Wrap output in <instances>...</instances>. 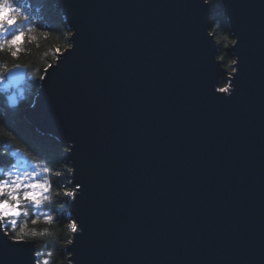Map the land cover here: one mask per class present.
Instances as JSON below:
<instances>
[{"label":"water","instance_id":"95a60500","mask_svg":"<svg viewBox=\"0 0 264 264\" xmlns=\"http://www.w3.org/2000/svg\"><path fill=\"white\" fill-rule=\"evenodd\" d=\"M52 2L70 46L23 118L66 147L79 185L68 264H264V0H217L238 41L231 72L207 0ZM21 247L0 264H35V243Z\"/></svg>","mask_w":264,"mask_h":264},{"label":"trees","instance_id":"16d2710c","mask_svg":"<svg viewBox=\"0 0 264 264\" xmlns=\"http://www.w3.org/2000/svg\"><path fill=\"white\" fill-rule=\"evenodd\" d=\"M207 2L213 11L210 33L218 46L217 59L230 71L233 57L229 48L233 38L217 0ZM16 3L29 17L30 22L24 21L23 17L19 19L17 28L26 35L17 56H11L7 48L0 52V78L3 79L0 83V178L16 168L20 172L27 170L37 173L38 181L53 182L52 191L47 194L51 203L45 201L36 209L30 203L21 201L28 215L18 218L16 231L20 232L22 229L26 240L35 243L36 253L52 252L50 264H68L65 250L72 232L67 225L72 220L67 214L68 198L64 197V192L72 191V187L70 168L66 163L67 149L52 138L39 135L23 118V110L33 104L43 71L54 63L58 53L70 46V32L52 0H16ZM17 65L26 68V78L17 89L18 106L9 108L5 96L9 93L10 86L5 75L10 68ZM226 84L222 82L220 88L226 87ZM45 167L50 168L53 174L43 173ZM54 173L62 175L57 177ZM16 175L18 172L13 171V176L9 179ZM61 200L66 202L61 203ZM44 213H50L56 218V222L46 223ZM33 220L37 222L34 224Z\"/></svg>","mask_w":264,"mask_h":264},{"label":"snow or ice","instance_id":"6c2138e0","mask_svg":"<svg viewBox=\"0 0 264 264\" xmlns=\"http://www.w3.org/2000/svg\"><path fill=\"white\" fill-rule=\"evenodd\" d=\"M21 17H23L24 21L30 22L29 17L16 3V0H0V52L7 48L10 55L16 57L21 50V44L26 35L23 30L17 28ZM224 39H227V37H224ZM18 41L21 43L18 44ZM231 43L237 46L238 41L233 40ZM232 63L237 64L238 67L237 61H233ZM2 82L3 79L0 78V83ZM232 88H234V86H232ZM216 91L226 93L229 96L233 94L232 89L229 87L217 88ZM20 163L22 164V162ZM13 171L19 174L16 175L15 178L9 179V177L13 176ZM13 171L4 173L3 178H0V233H2L3 236L10 237L12 240V243L9 244L0 236V256L4 254L5 250L14 253H23L25 249L21 246L29 243L22 229L20 232L16 231L18 218L22 215H28L21 201L23 200L30 203L36 209H39L45 201L51 203L50 197L47 195L52 191L53 182L51 180H44L41 182L36 180L37 173L35 172L30 173L27 170L20 172V170L16 168H14ZM42 171L45 174H53L52 170L48 167L43 168ZM69 171H71V169ZM54 175L60 177L62 174L54 173ZM78 190L79 185H76L73 191L64 192V197L75 199ZM57 195H59V193H57ZM60 202L64 203L66 201L61 200ZM43 216L45 222L48 224H54L56 222V218L50 213H44ZM32 222L35 224L37 221L33 220ZM67 227L69 231L73 233L79 231L78 225L74 221L70 222ZM33 235H35V233H33ZM65 251L69 250L66 249ZM52 255V252H37L35 264H50ZM20 264H33V262L30 258L25 262L24 258L21 257Z\"/></svg>","mask_w":264,"mask_h":264},{"label":"rangeland","instance_id":"374dc122","mask_svg":"<svg viewBox=\"0 0 264 264\" xmlns=\"http://www.w3.org/2000/svg\"><path fill=\"white\" fill-rule=\"evenodd\" d=\"M232 70H230V72H231ZM227 83V82H226ZM226 86H227V84H226ZM19 174V173H18ZM74 189L72 188V191H73Z\"/></svg>","mask_w":264,"mask_h":264},{"label":"bare ground","instance_id":"6f19581e","mask_svg":"<svg viewBox=\"0 0 264 264\" xmlns=\"http://www.w3.org/2000/svg\"><path fill=\"white\" fill-rule=\"evenodd\" d=\"M59 143V142H58Z\"/></svg>","mask_w":264,"mask_h":264}]
</instances>
